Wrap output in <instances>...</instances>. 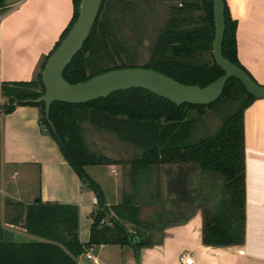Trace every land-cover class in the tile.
Returning <instances> with one entry per match:
<instances>
[{
	"label": "trees",
	"instance_id": "trees-1",
	"mask_svg": "<svg viewBox=\"0 0 264 264\" xmlns=\"http://www.w3.org/2000/svg\"><path fill=\"white\" fill-rule=\"evenodd\" d=\"M73 1L74 17L61 41L79 15L81 0ZM7 2L8 0L0 4V16L6 12L3 8ZM107 4V0H104L84 48L64 73L65 80L70 84L86 82L112 70L130 68L125 63L118 64L123 54L130 57V61L135 60L136 56L131 48L124 47L117 40L111 19L113 10ZM184 7L185 5L170 19L168 28L158 36L150 60L143 68L156 70L183 85L205 88L225 75L213 56V2L197 0L188 4V11ZM191 10L201 12V26L185 28L183 25L189 20L186 12ZM225 21L223 56L254 80L238 60L237 23L231 19L226 3ZM42 73L35 81L3 83L2 94L8 99V103L0 107V110L4 114H10L19 106L39 108L41 124L56 141L83 185L94 192L99 206L93 214L94 222L88 244H82L79 240V211L74 206L43 204L39 201L27 207L24 228L28 235L42 240L41 244H5L4 229L0 222V264H77L76 259L90 246L131 245L138 254L142 247L151 244V238L141 231L147 223H142L140 209L132 204L137 203L135 199L138 193L126 196L123 205L113 208L115 217L110 219L112 225H101L102 220L107 218L109 209L101 187L87 173L86 167L113 163L105 155L87 149L81 131L83 123H90L99 130L113 133L119 141L141 152L140 157L127 163L130 167L128 175L135 191L139 182L151 179L155 167L197 166L200 175L197 200L202 211L203 244L229 247L245 243L247 168L244 120L245 111L258 99L250 95L239 80H228L221 98L210 106H178L149 91L130 89L86 104L56 102L51 106L48 121L45 103L34 102L45 93ZM223 101L237 102L238 105L223 118L220 129L213 136L192 144L190 137L194 120L190 119V113L198 110L201 117L205 115L207 108H213ZM160 192L158 177V198ZM127 224L136 228L134 235L129 232Z\"/></svg>",
	"mask_w": 264,
	"mask_h": 264
},
{
	"label": "crops",
	"instance_id": "crops-1",
	"mask_svg": "<svg viewBox=\"0 0 264 264\" xmlns=\"http://www.w3.org/2000/svg\"><path fill=\"white\" fill-rule=\"evenodd\" d=\"M225 3L231 19L237 23L238 60L254 80L264 86V0H225ZM74 12L73 0H26L0 22L1 106L8 103L2 94V84L37 80L47 58L70 26ZM244 123L247 221L243 245L212 247L203 244L202 211L197 200L199 169L196 167L199 177L196 181L191 174L193 169L190 173L182 170L195 165H164L159 168L162 172L160 198L156 196L159 203H132L140 209L142 223L149 213L158 210L162 216L158 221L161 236L147 223L141 231L151 238V244L142 247L138 254L131 245H96L88 247L76 259L77 264H185L187 257H192L194 264H264V99L255 101L245 111ZM0 136V222L3 229L40 240L28 235L24 228L27 207L39 201L58 203L77 207L79 240L88 244L93 214L98 210L93 205L96 195L83 185L41 124L40 109L19 106L10 114L0 110ZM112 163L88 166L86 171L105 195L108 216L115 217L113 208L123 205L133 185L130 177V184L123 182L120 165ZM170 169L173 176L166 173ZM127 227L131 234L136 233L132 224ZM87 251L93 259L87 257Z\"/></svg>",
	"mask_w": 264,
	"mask_h": 264
},
{
	"label": "water",
	"instance_id": "water-1",
	"mask_svg": "<svg viewBox=\"0 0 264 264\" xmlns=\"http://www.w3.org/2000/svg\"><path fill=\"white\" fill-rule=\"evenodd\" d=\"M7 0H0V4ZM104 0H81L79 15L66 37L50 55L43 73L45 93L34 102L45 103L49 121L51 106L56 103L86 104L113 93L130 89H143L181 106H210L223 95L228 80H239L247 92L255 98L264 99V86L253 80L244 70L223 56L222 46L226 31L224 0H212L215 39L213 56L225 75L205 88L183 85L176 80L147 68H124L106 72L92 79L70 84L64 73L76 55L82 51L100 15ZM3 242L10 245L41 244L43 241L9 230H3Z\"/></svg>",
	"mask_w": 264,
	"mask_h": 264
},
{
	"label": "rangeland",
	"instance_id": "rangeland-1",
	"mask_svg": "<svg viewBox=\"0 0 264 264\" xmlns=\"http://www.w3.org/2000/svg\"><path fill=\"white\" fill-rule=\"evenodd\" d=\"M25 1L26 0H8L5 5L6 7L3 8L6 12L0 16V22L18 9ZM195 1L197 0H107V5L112 7L113 10L111 19L117 40L123 43L122 45L124 47L131 48V51H133L136 56L134 61H130V57L127 58L128 56L123 54L122 59L118 60V64L125 63L130 68H143L146 66L150 60L152 48L158 36L168 28L170 19L180 11L179 8L181 4L179 5V3L182 2L185 5L184 10L188 11V4ZM186 15L189 20L183 27L193 28L201 26L200 16L202 14L200 11L194 12L191 10L189 13L186 12ZM130 55L132 56V54ZM207 58L209 60L210 56L208 55ZM237 105V102L223 101L213 108H207L205 115L201 117L199 116L198 110H193L190 113V119L194 120V129L190 137V142L195 144L213 136L220 129L223 118L232 113ZM0 107L2 106L0 105ZM81 131L87 149L97 154L106 155L110 157L112 162L120 165V172L124 174L122 175L123 182L130 184L128 175L130 167L127 163L140 157L141 152L119 141L115 134L99 130L90 123H83L81 125ZM196 167L197 166L187 169L182 168V170H185L186 173H190L193 169L191 174L194 180L197 181L199 177L197 175L198 167ZM159 168L161 169V167L154 168V174L147 182H139L136 191L134 187L130 185L129 195L138 193L135 199L137 203H159L156 197L157 180L162 173ZM166 173L170 176L174 174L172 169L167 170ZM183 175H186L185 172H183ZM158 213L157 209L149 213V215L145 217L146 220H144V222L149 223L148 225L150 228L151 226L155 227L156 234L160 235L161 226L158 221H161L162 216ZM109 216L107 215L108 223V218L113 217L111 215ZM132 234H135V232Z\"/></svg>",
	"mask_w": 264,
	"mask_h": 264
},
{
	"label": "built area",
	"instance_id": "built-area-1",
	"mask_svg": "<svg viewBox=\"0 0 264 264\" xmlns=\"http://www.w3.org/2000/svg\"><path fill=\"white\" fill-rule=\"evenodd\" d=\"M181 7H183V5L181 4L180 5ZM93 205L94 206H96V207H98L99 206V201H98V198L97 197H94L93 198ZM112 225V223L110 222V220H109V223L107 222V220H102V222H101V225ZM134 235V234H133ZM87 257L89 258V259H93V256H92V254L90 253V251H87ZM184 263L185 264H194V259L192 258V257H187L186 259H185V261H184Z\"/></svg>",
	"mask_w": 264,
	"mask_h": 264
}]
</instances>
